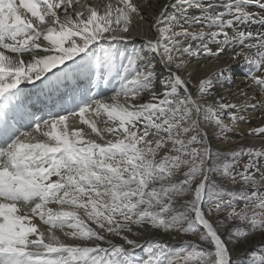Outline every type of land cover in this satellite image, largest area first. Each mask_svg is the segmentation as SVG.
<instances>
[{
	"label": "snow or ice",
	"instance_id": "1",
	"mask_svg": "<svg viewBox=\"0 0 264 264\" xmlns=\"http://www.w3.org/2000/svg\"><path fill=\"white\" fill-rule=\"evenodd\" d=\"M0 264H264V0H0Z\"/></svg>",
	"mask_w": 264,
	"mask_h": 264
},
{
	"label": "bare ground",
	"instance_id": "2",
	"mask_svg": "<svg viewBox=\"0 0 264 264\" xmlns=\"http://www.w3.org/2000/svg\"><path fill=\"white\" fill-rule=\"evenodd\" d=\"M240 83V81H239V78L237 79V84H239Z\"/></svg>",
	"mask_w": 264,
	"mask_h": 264
}]
</instances>
